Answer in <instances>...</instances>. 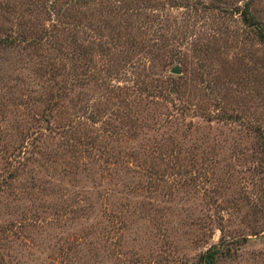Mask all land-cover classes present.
Returning a JSON list of instances; mask_svg holds the SVG:
<instances>
[{"label": "rangeland", "instance_id": "1", "mask_svg": "<svg viewBox=\"0 0 264 264\" xmlns=\"http://www.w3.org/2000/svg\"><path fill=\"white\" fill-rule=\"evenodd\" d=\"M245 1L0 0V264H264Z\"/></svg>", "mask_w": 264, "mask_h": 264}, {"label": "trees", "instance_id": "2", "mask_svg": "<svg viewBox=\"0 0 264 264\" xmlns=\"http://www.w3.org/2000/svg\"><path fill=\"white\" fill-rule=\"evenodd\" d=\"M251 4V0H246L243 6H237L236 8H238V11L241 12L242 18L244 20H246L250 24H256L257 22H259V16L253 10H251ZM256 27L260 33V37L264 39V22H260L256 25ZM219 251L221 252L219 245H214L212 248H208L207 250H205L203 253H201V256L199 258L201 261L200 264H214L216 254L219 253Z\"/></svg>", "mask_w": 264, "mask_h": 264}, {"label": "water", "instance_id": "3", "mask_svg": "<svg viewBox=\"0 0 264 264\" xmlns=\"http://www.w3.org/2000/svg\"><path fill=\"white\" fill-rule=\"evenodd\" d=\"M172 71H174V72H178L179 70H178L177 67H174V68L172 69Z\"/></svg>", "mask_w": 264, "mask_h": 264}]
</instances>
